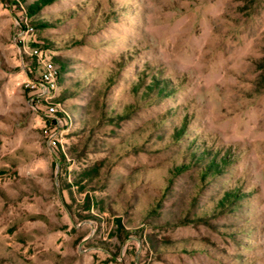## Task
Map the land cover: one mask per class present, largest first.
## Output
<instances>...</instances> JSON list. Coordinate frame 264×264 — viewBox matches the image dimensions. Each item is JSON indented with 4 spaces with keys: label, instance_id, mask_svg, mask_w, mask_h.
<instances>
[{
    "label": "rangeland",
    "instance_id": "rangeland-1",
    "mask_svg": "<svg viewBox=\"0 0 264 264\" xmlns=\"http://www.w3.org/2000/svg\"><path fill=\"white\" fill-rule=\"evenodd\" d=\"M0 264H264V0H0Z\"/></svg>",
    "mask_w": 264,
    "mask_h": 264
},
{
    "label": "built area",
    "instance_id": "built-area-1",
    "mask_svg": "<svg viewBox=\"0 0 264 264\" xmlns=\"http://www.w3.org/2000/svg\"><path fill=\"white\" fill-rule=\"evenodd\" d=\"M41 62V70L36 79H29L25 86L32 93L33 98H42L47 104L49 114H54L60 104L53 101L52 92L56 89L57 70L50 59H46L38 54Z\"/></svg>",
    "mask_w": 264,
    "mask_h": 264
}]
</instances>
